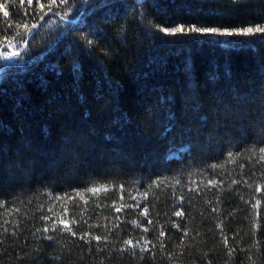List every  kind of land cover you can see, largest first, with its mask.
I'll list each match as a JSON object with an SVG mask.
<instances>
[{"label": "trees", "instance_id": "trees-1", "mask_svg": "<svg viewBox=\"0 0 264 264\" xmlns=\"http://www.w3.org/2000/svg\"><path fill=\"white\" fill-rule=\"evenodd\" d=\"M0 5V264H264V0Z\"/></svg>", "mask_w": 264, "mask_h": 264}, {"label": "snow or ice", "instance_id": "snow-or-ice-1", "mask_svg": "<svg viewBox=\"0 0 264 264\" xmlns=\"http://www.w3.org/2000/svg\"><path fill=\"white\" fill-rule=\"evenodd\" d=\"M56 0H52V3H55ZM62 2H67V0H62ZM0 7H3V5H0ZM5 16L8 15L7 12L4 13ZM26 27V26H25ZM184 29L183 28H176V29H173L172 31L173 32H182ZM165 31H168V29H165ZM192 31H215V30H209V29H192ZM253 31H256V32H261V33H264V28H256L255 30H253L252 28H248V29H245L244 30V33L245 34H250L252 33ZM229 35H231V33H229ZM98 238V237H97Z\"/></svg>", "mask_w": 264, "mask_h": 264}, {"label": "rangeland", "instance_id": "rangeland-1", "mask_svg": "<svg viewBox=\"0 0 264 264\" xmlns=\"http://www.w3.org/2000/svg\"><path fill=\"white\" fill-rule=\"evenodd\" d=\"M11 56L10 55H8V54H4V55H2L1 57H0V59H1V61L3 60V61H5V62H10V61H12L11 60Z\"/></svg>", "mask_w": 264, "mask_h": 264}]
</instances>
